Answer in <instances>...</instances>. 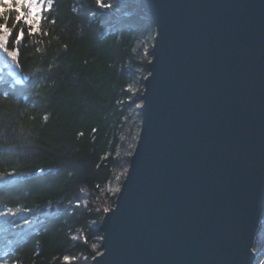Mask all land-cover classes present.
<instances>
[{"label": "water", "instance_id": "water-1", "mask_svg": "<svg viewBox=\"0 0 264 264\" xmlns=\"http://www.w3.org/2000/svg\"><path fill=\"white\" fill-rule=\"evenodd\" d=\"M155 26L129 166L90 264H258L264 0H139Z\"/></svg>", "mask_w": 264, "mask_h": 264}, {"label": "trees", "instance_id": "trees-1", "mask_svg": "<svg viewBox=\"0 0 264 264\" xmlns=\"http://www.w3.org/2000/svg\"><path fill=\"white\" fill-rule=\"evenodd\" d=\"M154 34L139 0H48L36 14L0 0V53L14 72L0 78V264H90L101 252Z\"/></svg>", "mask_w": 264, "mask_h": 264}, {"label": "rangeland", "instance_id": "rangeland-1", "mask_svg": "<svg viewBox=\"0 0 264 264\" xmlns=\"http://www.w3.org/2000/svg\"><path fill=\"white\" fill-rule=\"evenodd\" d=\"M29 2V4H30V7L28 6V8H29V11H33V12H36V11H43L44 9H46V7H47V3L45 2V4H41V6H40V4H39V0H27V3ZM32 13V12H31ZM153 38H154V36H153ZM153 38H152V40H150V41H147L146 43H145V50L147 51V50H151V47H152V44H153ZM8 67V66H7ZM142 88H143V84H142ZM134 91H133V93H134V100H136L137 101V104H136V113H138V114H140L139 113V108H140V106H141V104H142V102L140 101V100H138V96L141 94V92L139 93V91L137 92V90H138V88H137V86H135L134 88ZM137 141V140H136ZM136 144V143H135ZM134 147H135V145H134ZM134 147H133V149H134ZM132 152H133V150H132ZM132 154V153H131ZM131 156V155H130ZM128 166H129V164H128ZM127 170H128V167L126 168V172H121L120 173V176L119 177H122V181H121V183H120V185L118 184V178H117V181H114L111 185H110V188L112 189V190H118L119 191V189H120V187H121V185H122V182H123V180H124V178H125V176H126V173H127ZM123 174H124V176H123ZM100 225V224H99ZM99 240H101V237L99 238ZM260 253H264V248L260 251ZM262 260H260V262L258 263V264H263V262H261Z\"/></svg>", "mask_w": 264, "mask_h": 264}]
</instances>
